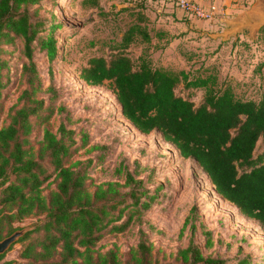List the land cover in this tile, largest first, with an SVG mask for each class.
I'll return each instance as SVG.
<instances>
[{
  "label": "rangeland",
  "instance_id": "rangeland-1",
  "mask_svg": "<svg viewBox=\"0 0 264 264\" xmlns=\"http://www.w3.org/2000/svg\"><path fill=\"white\" fill-rule=\"evenodd\" d=\"M257 0H192L203 11L214 7L210 17L193 14L181 15V22H168L177 10L173 0H98V6L86 0H40L28 5L31 20L40 18L42 28L50 22L60 23L54 30L57 52L51 59L37 43V33L32 45L35 97L42 98L47 109L35 117L29 134V143L36 152L42 142L43 128L55 131L60 121L66 128L76 130V144L70 147L66 163L92 159L88 167L94 181L117 180L123 182L115 168L123 162L136 170V177L144 179V186L155 199L148 208L133 214L122 231L102 235L95 247L101 251L117 247L120 264H135L130 250L135 247L140 230L146 233V242L153 245L152 264L176 261L178 249L187 245L190 237L198 243L205 255H219L228 264L239 258H249L246 264H264V228L253 218L241 214L238 208L226 201L214 189L209 177L191 157H183L178 149L165 141L161 133L151 130L144 133L137 129L122 113L112 81L87 84L79 72L88 59L107 55L113 41H118L138 8L148 11L153 21L148 22L152 41L147 44L133 42L129 55L136 57L145 47L154 65L175 70L184 69L190 75L216 74L219 82L231 86L243 99H258L264 90V31L250 33L243 28L227 37L212 38L203 32L222 31L229 20L243 16L255 6ZM166 2L173 11L166 10ZM154 5H161L157 11ZM179 8V7H177ZM224 8V10H223ZM181 9V8H179ZM226 9V10H225ZM182 10V9H181ZM221 10V11H219ZM219 11V13L217 12ZM176 19V18H175ZM164 33L156 34L158 28ZM0 59L7 62L0 66V127L9 121L10 107L17 102L24 88H29V75L22 66L29 64L23 50L22 37L2 43ZM176 91L198 104L203 97L200 88L176 87ZM81 132V133H78ZM86 136L81 138V134ZM264 150V137L257 141L254 155ZM43 162L52 169L47 158ZM52 174L43 184L47 194L56 185ZM191 207H195L196 229L193 233L184 221ZM41 215H31L12 222V228L31 226ZM211 230L213 245L206 246L201 226ZM2 236L8 231L7 220L2 222ZM37 232H32L34 236ZM28 238L14 242L0 258L5 262L22 264L26 260L18 252Z\"/></svg>",
  "mask_w": 264,
  "mask_h": 264
},
{
  "label": "trees",
  "instance_id": "trees-1",
  "mask_svg": "<svg viewBox=\"0 0 264 264\" xmlns=\"http://www.w3.org/2000/svg\"><path fill=\"white\" fill-rule=\"evenodd\" d=\"M39 1L0 0V53L2 43L22 37L29 60L22 70L29 75L30 84L10 107L8 123L0 127V238L4 219L9 234L16 229H10L13 221L41 215L34 227L18 239L28 238L18 252L26 260L22 264H120L115 245L101 251L95 244L105 233L124 230L133 214L149 207L155 193L150 194L144 179L136 177L135 168L131 170L123 162L115 168L122 174L123 182L97 183L88 171L92 159L67 164L77 132L66 128L63 121L55 131L44 127L42 142L36 152L33 150L29 134L35 117L47 106L34 95L37 87L32 75L36 68L31 43L38 32L47 29L37 43L52 59L57 52L54 30L60 25L51 21L42 28L40 18L30 19L28 5ZM86 1L98 6V0ZM131 14L120 39L109 45L110 52L91 56L81 67L80 78L92 85L105 79L112 81L126 119L141 132L159 131L181 156L195 159L215 191L264 228V150L254 155L258 139L264 137V90L258 99L240 98L231 86L219 82L216 74L190 75L184 69L154 65L146 46L133 59L129 45L150 43L152 35L144 10L138 8ZM260 31H264V26ZM6 64L0 59V66ZM178 85L202 89L201 101L195 104L178 93ZM85 136L82 132L81 138ZM43 156L52 165L51 170L44 164ZM52 174L56 185L45 194L43 184H49ZM194 212L195 207H191L184 221L192 233L196 229ZM201 228L205 245L212 246L211 230L203 225ZM34 231L37 233L30 238ZM152 249L153 245L146 242V233L140 230L130 258L135 264H152ZM248 260L239 258L235 264H246ZM6 263L9 262L3 264ZM163 264L228 263L219 255H205L190 237L187 245L178 249L176 261Z\"/></svg>",
  "mask_w": 264,
  "mask_h": 264
},
{
  "label": "water",
  "instance_id": "water-1",
  "mask_svg": "<svg viewBox=\"0 0 264 264\" xmlns=\"http://www.w3.org/2000/svg\"><path fill=\"white\" fill-rule=\"evenodd\" d=\"M229 26L222 32L215 35L227 37L230 34H235L243 28H249L250 33H254L264 26V0H257L252 10L245 13L243 16L229 20ZM31 226H22L11 231L0 238V255L3 254L14 242L22 237L26 232L31 230ZM14 264V263H6Z\"/></svg>",
  "mask_w": 264,
  "mask_h": 264
},
{
  "label": "crops",
  "instance_id": "crops-1",
  "mask_svg": "<svg viewBox=\"0 0 264 264\" xmlns=\"http://www.w3.org/2000/svg\"><path fill=\"white\" fill-rule=\"evenodd\" d=\"M199 1H205V0H199ZM223 1V5H221V6H224V5H229V3H230V0H222ZM166 5L168 6V8H166V10H170V11H173V8L171 7L172 6V3L170 2H166ZM154 7H156V9H157V11L159 10V9H161V5H154ZM176 9L177 10H175L174 11V14L173 15H168V18H171L170 20H168V22L170 21H172V22H181V15L184 13L181 9H179V8H177L176 7ZM144 10V9H143ZM223 10H224V8H223ZM226 10V9H225ZM145 12V11H144ZM145 14L147 15V17H148V22H151V21H153V19H151V16L149 15V13H148V11L147 12H145ZM176 18V19H175ZM149 24V23H148ZM159 25L160 26H162L163 27V29H160V28H158L157 30H156V34H158V35H161V33H164L163 31H166V30H164V26H165V23L164 24H162V23H159ZM223 31V30H222ZM222 31H213V32H211V31H209V32H203V33H205V34H207L208 36H210V37H212V38H222V39H224V37L222 36V35H215V34H217V33H220V32H222ZM151 33V32H150ZM152 35V34H151ZM153 38V37H152ZM151 41H152V39H151Z\"/></svg>",
  "mask_w": 264,
  "mask_h": 264
},
{
  "label": "built area",
  "instance_id": "built-area-1",
  "mask_svg": "<svg viewBox=\"0 0 264 264\" xmlns=\"http://www.w3.org/2000/svg\"><path fill=\"white\" fill-rule=\"evenodd\" d=\"M173 3L176 7L182 9L185 14L189 15L190 13L197 16L207 18L214 14V7L211 6L208 12L203 11L201 8L198 7L197 4L192 2V0H173ZM221 11V10H219ZM219 11H217L219 13Z\"/></svg>",
  "mask_w": 264,
  "mask_h": 264
}]
</instances>
